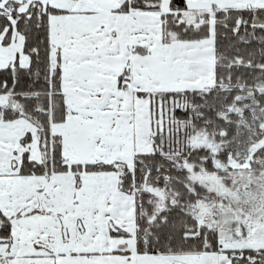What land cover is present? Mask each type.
Masks as SVG:
<instances>
[{"label": "snow or ice", "instance_id": "obj_1", "mask_svg": "<svg viewBox=\"0 0 264 264\" xmlns=\"http://www.w3.org/2000/svg\"><path fill=\"white\" fill-rule=\"evenodd\" d=\"M0 264H264V0H0Z\"/></svg>", "mask_w": 264, "mask_h": 264}]
</instances>
